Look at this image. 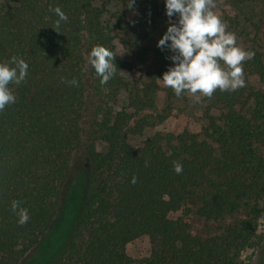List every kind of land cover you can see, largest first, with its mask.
<instances>
[{
    "label": "trees",
    "instance_id": "obj_1",
    "mask_svg": "<svg viewBox=\"0 0 264 264\" xmlns=\"http://www.w3.org/2000/svg\"><path fill=\"white\" fill-rule=\"evenodd\" d=\"M127 3L0 0V63L17 56L28 64L26 79L8 86L15 102L0 112V264H19L50 231L80 149L89 185L57 264H136L127 246L142 237L151 254L138 264H251L243 254L260 246L264 90L249 81L264 83V54L252 51L244 62L245 87L202 96L200 133L157 132L135 147L130 140L165 123L188 93L178 98L165 87L159 110L157 80L174 66L166 59L173 53L157 47L168 27L165 0ZM50 6L68 17L59 33ZM228 21L239 28L240 21ZM114 31L129 61H119ZM95 45L116 56L118 71L104 85L88 62ZM72 79L78 86L66 82ZM174 161L183 165L180 174ZM13 200L28 210L23 226ZM178 212L183 216L170 217ZM191 214L218 224L217 234L194 235L184 219Z\"/></svg>",
    "mask_w": 264,
    "mask_h": 264
},
{
    "label": "clouds",
    "instance_id": "obj_2",
    "mask_svg": "<svg viewBox=\"0 0 264 264\" xmlns=\"http://www.w3.org/2000/svg\"><path fill=\"white\" fill-rule=\"evenodd\" d=\"M134 2L128 0L127 7L133 8ZM216 6V0H165L168 27L157 47L173 53L166 59L171 60L174 66L169 67L157 81L171 88L178 98L188 93L198 102L199 96L211 98L218 89L221 92L235 91L246 86L243 64L254 58L255 53L237 46L235 33L227 31V25L214 11ZM49 11L59 17L54 25L59 33L61 21L67 22L68 17L60 7L50 6ZM177 15L174 22L172 18ZM115 57L102 45L91 49L88 62L101 78V85L117 73ZM27 75L28 64L22 58L13 56L10 63H0V112L16 100L9 84L20 85ZM62 82H65L63 78ZM66 82L71 86L79 83L76 79ZM173 168L177 174L183 171V165L175 161ZM136 182V177H133L131 183ZM20 204V201L13 200L11 209L18 216V224L23 226L30 216Z\"/></svg>",
    "mask_w": 264,
    "mask_h": 264
},
{
    "label": "rangeland",
    "instance_id": "obj_3",
    "mask_svg": "<svg viewBox=\"0 0 264 264\" xmlns=\"http://www.w3.org/2000/svg\"><path fill=\"white\" fill-rule=\"evenodd\" d=\"M240 0H219L216 1L217 6L214 9L216 15L227 25V31L233 32L237 38V46L248 51H258L264 54V0L256 4L241 5ZM167 17V16H166ZM228 18L240 21L238 29L229 27ZM106 17L105 20H108ZM178 15L172 20L175 22ZM169 21V18L167 17ZM258 22L261 30L255 27ZM115 34V53L121 63L130 60V56L126 54L121 44V35L114 31ZM126 75L125 73H123ZM138 77L134 74L133 78ZM132 79V77H129ZM257 90H264V83L256 77H251L249 81ZM161 91L158 94L159 110L165 107L166 93L165 86L160 83ZM199 95V94H198ZM176 110L173 112L165 123L150 129L142 138H132L130 143L139 147L150 136L157 132L180 134L184 130L189 129L194 133H200L202 125L205 122L203 117L205 104L202 96H199L197 102L196 97L187 94L185 100L175 102ZM100 149H103L100 146ZM89 185L88 176L86 174V162L83 149L74 153L72 175L65 191V198L61 200L59 216L52 225L50 231L41 239L40 243L34 247L19 264H57L64 252L68 249V242L74 235L72 229L76 218V214L84 201L85 192ZM182 212L171 214L172 219L182 217ZM191 226L194 235L206 238L212 237L219 231V225L200 219L195 214H191L184 218ZM258 234L260 236V246L256 250H248L243 254V258L250 260L251 264H264V222L260 223ZM76 236V233H75ZM74 236V237H75ZM127 252L136 264L143 261L151 254V243L148 237H142L127 246Z\"/></svg>",
    "mask_w": 264,
    "mask_h": 264
}]
</instances>
